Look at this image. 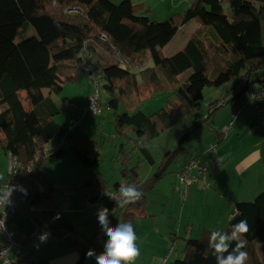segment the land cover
<instances>
[{"label": "trees", "instance_id": "trees-1", "mask_svg": "<svg viewBox=\"0 0 264 264\" xmlns=\"http://www.w3.org/2000/svg\"><path fill=\"white\" fill-rule=\"evenodd\" d=\"M152 11L145 3L133 0H0V142L6 153L16 156L21 164L16 174H8L7 181L16 178L27 189L26 200L10 218V226L19 214L27 211L28 220L37 228L36 234H22L25 238L17 249L22 248L24 241L48 230L57 237H69L80 248L78 264L86 261L89 248L82 245V233L65 209L54 201L52 193L57 184L47 177V165L71 149L82 166L94 168L81 185L60 188L67 197L106 186L95 169L99 159L94 154L100 143L83 132H74L75 127L70 130L69 123L55 120L60 112L55 95L67 81L77 80L87 66L94 70V76L87 72L91 80L101 79L111 96L107 105L114 110L117 132L131 140L133 149L139 148L150 164L155 160L148 140L183 119L188 121L189 137L201 126L195 115L205 88L229 87L227 93L232 100H240L239 106L248 101L262 105V101L252 99L251 95L264 85V0H189L183 12L174 13L164 21L152 19L149 16ZM192 20L198 21V29L184 47L165 56L163 49L180 27ZM27 22L33 25L39 40L16 42L20 28ZM102 34L108 37L107 41L101 39ZM104 53L113 57V61L105 58ZM122 59L129 63L122 64ZM149 62L152 66H148ZM188 70L192 73L181 82L179 75ZM160 75L170 83L178 82L175 98L160 111L146 113L141 107L144 99L168 88ZM256 82L262 83L258 91L253 87ZM146 92L150 95L144 96ZM131 95L138 99L133 111L120 113V100ZM175 101L180 106L178 110L172 108ZM224 105L225 98L210 102L209 117ZM217 133L224 135L223 130ZM58 136H65V143L53 152L50 147L56 146ZM50 141L53 144L48 146ZM119 148L123 156L118 155L117 159L121 161L124 183L135 185L143 197L124 207L110 200L116 209L109 215L112 226H115L114 216L121 214L122 222H131L135 230L136 216L128 210L146 205L147 194L154 190L162 174L157 172L153 182L143 184L139 163L129 165L133 151L125 143ZM193 159L201 162L200 157L190 155L179 173ZM120 183L115 184L116 191ZM183 188L181 185L182 191ZM99 197L94 195L91 202ZM53 204V208L47 207ZM32 205L37 208L31 210ZM234 208L236 213L229 219L228 231L232 224L247 220L249 231L243 237L247 241L246 264L258 245L264 264V192L253 200L235 201ZM35 211L51 222L45 224L39 217H33ZM209 234L185 239L184 258L176 259L173 264H215L210 253L206 255ZM92 242L103 249L96 241ZM12 260L16 264L25 259Z\"/></svg>", "mask_w": 264, "mask_h": 264}, {"label": "rangeland", "instance_id": "rangeland-1", "mask_svg": "<svg viewBox=\"0 0 264 264\" xmlns=\"http://www.w3.org/2000/svg\"><path fill=\"white\" fill-rule=\"evenodd\" d=\"M113 1L119 2L121 0ZM146 1L149 3L152 2L151 5H153V12L149 15L151 18L162 14L164 3L159 2V0ZM167 2H170V0H167ZM183 11L177 8L172 14ZM170 16L168 17L170 18ZM158 21L164 20L161 19ZM196 22L198 21L195 20L193 24H196ZM192 26L194 25L180 29L173 43L163 51L165 56H170L184 47V40L194 28ZM34 39L39 40L37 32L33 25L27 22L20 28L15 41H32ZM98 50L100 51V49ZM104 56L108 60L113 61V57L109 54L104 53ZM148 66H152V63L149 62ZM191 73L192 70H188L180 74V81L182 82ZM160 77V79L165 80L163 81L164 85L168 88L161 89L144 99L141 107L146 113L160 111L168 103L170 105V101H173L175 98L174 91L178 87V82L170 83L162 75ZM98 82L101 91L100 114H94L92 110L84 111V106L95 88L94 81L91 80L87 71H84L80 73L74 82L67 81L63 86V90L55 95L56 103L60 109V112L55 116V120L63 122L66 125L70 122H75L74 132H83L100 143V147L94 154V157L99 159V163L95 169L100 173L102 180L106 183L104 187L113 193L117 192L115 187L117 182L124 183V178L120 170L121 161L117 159L118 155L120 157L123 156L119 148L123 143L133 151L132 164L130 163L129 165L139 163L140 177L143 180V184L153 182L157 172L162 174V178H159L155 183L154 190L147 194L146 208L150 211L156 210L152 212L156 216L152 214L149 217L135 219L136 229L134 231L137 235L136 243L140 249V255L135 260V264H173L176 259L184 258V235L190 238H199L204 233L211 232L212 230L228 231L229 226L227 224L214 226L216 220H227L234 210L235 201L253 200L257 195L264 192V132L260 127L256 112V105H258L259 110V103L248 101L239 106V110L243 108V114L254 117L252 119L254 121V127L246 124L244 130L232 129L227 136H219L217 131L220 132L226 124L232 119L236 120L239 116L240 112L236 107H238L237 105L240 100L231 99L232 96L227 93L229 87L205 88L204 98L201 100V107L195 115L196 119L200 120L201 126L193 131L189 137L187 132L188 121L183 119L171 129L148 140L147 145L155 160L154 164H150L147 160H144V155L140 152L139 148L133 149L134 144L131 140L117 132L114 110L109 109L107 105L111 96L103 88L102 80L98 78ZM261 86V82L254 83V91H258ZM150 93L146 92L144 96L150 95ZM222 98L226 99V105L217 109L215 114L209 117V103ZM136 101L138 99L134 95L124 97L120 100L118 111L120 113L133 111V106H135ZM172 108L175 110L180 108L178 101L172 103ZM188 137L189 139H187ZM52 144L53 142L50 141L48 146ZM258 145L262 147V160L260 158V161L254 165L256 166L255 168L251 167L244 173L238 171L235 167L236 162ZM209 146H214V152H210L211 156L214 157V154L220 153L223 159L221 165H224V168H221L222 175L220 177L218 176V180L222 179L224 191L219 189L216 184L213 186L215 190H212V192H216L217 194L218 191L226 193L227 198L233 204L229 206L227 203L216 202L213 210L211 211L209 209L210 205L215 201L206 199V194L210 190L203 188H205V184L207 187V181L212 182L211 173L215 172V165L211 163L208 180L204 181L200 177L197 182H194L190 186V200H187L185 206H183L180 198V187L181 185L184 186V183H182L179 177L181 166L187 161V157L190 155H201ZM227 151L228 154H223V152ZM202 161L207 164L206 158ZM8 165V154L0 142V186L7 181ZM47 166V177L52 183L57 184V189L52 193L54 201L61 208L65 209L66 214L71 218L73 224L81 231L82 245H86L89 249H95L98 254L103 249L93 244L92 241L94 243L95 241H99V244L103 247L106 237L98 224L97 210L102 206H108L109 212L111 213L114 209L112 203H110V199L101 194L104 187L102 189L92 187L87 190L88 195H100L99 202L93 206L87 200L88 198H86L87 192H77L67 197L60 190V188L64 189L67 185H74L75 183L78 186L81 185L83 180L88 179L94 168L82 166L75 152L71 149H68L58 161L50 163ZM199 185L203 187H200V193L197 191ZM197 192L199 193L198 196ZM54 206L55 204L47 207L53 208ZM183 209L184 219L182 220L181 231L179 232V219H181ZM33 217H39L45 224L51 222L44 218L38 211L33 212ZM114 217L115 225L118 222H122V216L120 214ZM189 218H192L190 224L188 223ZM195 221H202L203 225L207 226V231L204 232L203 229L198 230L195 227ZM11 227L21 234L29 233L33 235L37 232L36 226L28 220L27 211L19 215L16 222L11 224ZM169 228H172V233L169 232ZM37 237L34 235L25 242V246L12 250L10 253L12 259H25L16 264H45L51 255H58L73 249H80L77 244L72 243L73 241L69 237H57L53 234L50 235L46 243L40 244L37 248ZM173 240L177 242L175 250L173 249L174 251L171 250ZM161 247L166 248L163 254H160ZM256 251L250 258L249 264H262L260 245L257 246ZM17 254L18 256H16ZM32 260H34V263L31 262ZM87 261V264H95L94 259H87Z\"/></svg>", "mask_w": 264, "mask_h": 264}, {"label": "clouds", "instance_id": "clouds-1", "mask_svg": "<svg viewBox=\"0 0 264 264\" xmlns=\"http://www.w3.org/2000/svg\"><path fill=\"white\" fill-rule=\"evenodd\" d=\"M91 110L96 114L93 104ZM8 172L13 173L11 166ZM17 191L27 195V189L22 185L8 183L0 186V207L5 209L8 206H14L13 194ZM101 194L120 207L134 204L143 197V192L135 185L123 182L119 184L116 193L104 187ZM55 218H60V214L57 213ZM97 220L106 237L103 250L97 254L95 249H89L85 254L86 259H94L95 264H135V260L140 255V249L136 243L137 235L132 223L124 221L112 226L109 220V208L103 206L97 210ZM3 229L4 220H0V230ZM248 231L249 225L244 219L232 224L230 231L212 230L207 240L206 255L210 253L215 264H246L248 253L244 249L247 241L243 237ZM50 235L48 230L40 232L36 247L46 243Z\"/></svg>", "mask_w": 264, "mask_h": 264}, {"label": "crops", "instance_id": "crops-1", "mask_svg": "<svg viewBox=\"0 0 264 264\" xmlns=\"http://www.w3.org/2000/svg\"><path fill=\"white\" fill-rule=\"evenodd\" d=\"M133 1H135V2H142V3H145V5L146 6H149V7H151V8H153V5H151V3L152 2H148V1H146V0H142V1H139V0H133ZM151 1H153V0H151ZM159 2H162V3H164V6H163V12H162V14H158L157 16H154V17H152L153 19H155V20H166V19H168L169 17L168 16H170V14H172V12H175L176 10H177V8L180 10V11H183V10H185L187 7H188V4H189V0H170V2H167V0H159ZM183 8H185V9H183ZM153 10V9H152ZM153 12V11H152ZM151 12V13H152ZM163 18H165V19H163ZM193 23H195V20H192V21H190V22H188L186 25H184L183 27H190L191 25H194V26H192V27H194L193 28V30L191 31V33H189V36L184 40V45L186 44V42H187V40L189 39V37H190V35L192 34V32L193 31H195V30H197L198 29V27H199V24L196 22V24H193ZM183 27H180V29L181 28H183ZM180 29H179V31H180ZM178 31V32H179ZM178 35V33L176 34V36ZM176 36L172 39V41L163 49V51L169 46V45H171L172 43H173V41L175 40V38H176ZM234 96V95H233ZM90 97V96H89ZM243 105V104H242ZM255 105H256V103H255ZM238 107H236V108H238V111L240 112L239 113V116L236 118V120H234V119H232L230 122H232L233 123V125H232V128H231V130L233 129H238V130H244V128H245V126H246V124H249V125H251L252 127H254V121L252 120L254 117L253 116H247V114H243V112H242V110H243V108L241 109V110H239V105H237ZM260 108V107H259ZM242 112V113H241ZM256 112H257V115H258V112H259V110H258V105H256ZM242 115V116H241ZM241 116V117H240ZM229 122V123H230ZM258 122H259V124H260V121H259V118H258ZM227 125V124H226ZM250 126V127H251ZM260 127H261V125H260ZM262 128V127H261ZM263 129V128H262ZM230 130V131H231ZM263 132H264V129H263ZM229 134V132L228 133H226V134H224L225 136H227ZM234 136V135H233ZM232 136V137H233ZM209 148V147H208ZM208 148L207 149H205L206 151H204L201 155H197L198 157H201L202 155V158H201V162L203 163V164H206V163H204L202 160L204 159V158H206L207 159V163H210V159L211 158H214V160H215V162H213V164L215 165V172L214 173H211V175H212V186L210 187V186H204L205 188H203L201 185H199V187L197 188L198 190L197 191H199V193H200V190H201V188L200 187H202L203 189H207V190H210L209 191V193H207L206 194V199H212V200H214L215 202L214 203H212V205H210V208L209 209H211V211L213 210V208H214V205H215V203L216 202H220V203H224V204H226L227 203V205H231V204H233V202L231 201V200H229L228 198H227V196H226V193H222V192H220V191H218V194L216 193V192H212V190H215V189H213V186L214 185H218V188L219 189H221V190H223L224 191V188H223V185H222V179H219L218 180V176L220 177L221 175H222V169L221 168H224V165L222 166L221 164H222V161H223V159H222V156H221V154L220 153H218V154H214V157L213 156H211V153L210 152H208ZM261 148L262 147H260L259 145L258 146H256L253 150H251V151H249L246 155H244L238 162H236V164H235V167L238 169V171H240L241 173L243 172H246L247 170H249L251 167H256V166H254V165H256L259 161H260V158H261V160H262V150H261ZM215 149H216V147H215ZM228 154V151L227 152H223V154ZM222 154V155H223ZM232 154H234V153H232ZM192 156V155H191ZM193 156H196V155H193ZM223 156H225V155H223ZM220 157H221V159H220ZM216 158V159H215ZM211 164V163H210ZM210 164H209V166H208V173L210 172ZM182 167V166H181ZM218 168H220V169H218ZM181 170V169H180ZM211 178V177H210ZM83 182H84V180H83ZM82 182V183H83ZM215 182V183H214ZM75 184H77V183H75ZM192 190V189H191ZM199 193L197 192V196L199 195ZM90 194V193H89ZM190 194H191V191L189 192V194H188V196H187V198L185 199L184 197H183V192H182V189H181V187H180V198H181V200H182V205L183 206H185V204H186V202H187V200H190ZM94 195H96V194H93V195H88V192H87V196H86V198H88L87 200L89 201V203L93 206V205H95V204H97L98 202H99V198H95L94 199V201H92L91 202V199H92V197L94 196ZM191 197H193L192 195H191ZM235 198V197H234ZM192 199V198H191ZM113 205V204H112ZM209 206V205H208ZM107 208H108V206H106ZM114 207V206H113ZM116 208L114 207V209L113 210H115ZM128 211H131V212H133L134 213V215L136 216V218H145V217H149L150 215H152V214H154L153 216H156L155 215V213H152V212H155L156 210H152V211H150V210H148L147 208H146V205L145 206H143V207H141V208H139V209H136V208H130ZM234 211H235V208H234V210H233V212H232V214L228 217V219L227 220H225V219H218V220H216V222L214 223V226H222V225H228L229 224V219L231 218V216L232 215H234ZM19 215H21V214H19ZM18 215V216H19ZM121 215V214H120ZM17 216V217H18ZM197 216V215H196ZM181 219H179L180 221H179V225H178V231L180 232L181 231V223H182V220L184 219V209L182 210V215H181V217H180ZM222 218H224V217H222ZM17 219V218H16ZM109 220H110V223H111V217H110V215H109ZM191 220H192V218H189L188 219V223L190 224V222H191ZM16 222V220L14 221V223ZM214 222V221H213ZM195 223V227H197V229L198 230H201V229H203L204 230V232H206L207 231V226H205V225H203V222L201 221V222H194ZM13 224V223H12ZM112 225V224H111ZM192 228H193V225H192ZM15 230V229H14ZM16 231V230H15ZM16 232H18V231H16ZM169 232H171L172 233V228H169ZM18 233H20V232H18ZM22 235V234H21ZM185 237H183L184 238V241H185V239H188V238H190V237H186V235H184ZM27 241V240H26ZM26 241H24V244H23V246H25V242ZM73 244H75L74 242H72ZM97 243H99V241L97 242ZM184 243L185 242H183V245H184ZM176 245H177V242H175L174 240H173V246H174V250H175V248H176ZM22 246V247H23ZM160 246V245H159ZM172 246V245H171ZM166 248H163V247H161V251H160V254H163L164 253V250H165ZM173 250V251H174ZM16 256H18V254L16 255ZM79 259H80V252H79V250L78 249H73V250H70V251H66V252H63V253H60V254H58V255H51V256H49V258H48V260L46 261V263L45 264H78V261H79ZM165 261V260H164ZM29 262V261H28ZM166 262V261H165ZM88 263V261H87V259H86V261H85V263L84 264H87Z\"/></svg>", "mask_w": 264, "mask_h": 264}, {"label": "built area", "instance_id": "built-area-1", "mask_svg": "<svg viewBox=\"0 0 264 264\" xmlns=\"http://www.w3.org/2000/svg\"><path fill=\"white\" fill-rule=\"evenodd\" d=\"M101 39L103 41H107L108 37L105 34L101 35ZM116 61V60H115ZM122 64L127 65L129 62L126 59L120 60ZM86 71L91 75L94 76V70L91 66L86 67ZM94 81V92L90 95L88 103L85 105V110H91L92 104L95 106L96 114H99L101 112V91L99 88L98 82ZM251 98L254 100L262 101V105L259 108V114L258 118L260 121L261 127L264 129V85L259 90V92H254L251 95ZM232 122H230L228 125H226L222 130L224 131V134L230 132ZM75 127V122L69 123V129L72 130ZM65 136H58L57 137V144L56 146L53 145L50 147V150L57 151L61 146L65 143ZM208 152H214V146H209ZM9 165L8 168L11 166L13 169L12 174L14 175L18 172V170L21 168V164L18 161L17 157L9 154ZM216 159V158H215ZM215 162L214 158L210 159V163ZM210 163L203 164L198 159H193L189 164H187L182 171V173H179L180 180L182 183H184L183 188V197L186 199L189 192H190V186L199 180V178H203L204 181L208 180V166ZM197 170V171H196ZM196 171V172H195ZM16 184L21 185L20 181L16 178L11 181H6L4 184ZM207 186H212L211 182H206ZM3 184V185H4ZM206 186V184H205ZM26 200V195H23L21 192L17 191L13 194V201L14 206H8L5 209L3 207H0V220H4V229L0 230V264H5V261H7V264H12L14 260L10 258V253L13 249H17L21 246L22 240L25 238L24 235H17L15 231L10 226V218L12 215L16 212L17 207L20 205L22 201ZM37 207L32 205L30 207L31 210L36 209ZM174 249V246L171 247V250ZM166 261V260H165ZM164 261V262H165Z\"/></svg>", "mask_w": 264, "mask_h": 264}, {"label": "water", "instance_id": "water-1", "mask_svg": "<svg viewBox=\"0 0 264 264\" xmlns=\"http://www.w3.org/2000/svg\"><path fill=\"white\" fill-rule=\"evenodd\" d=\"M236 213V211H234V214Z\"/></svg>", "mask_w": 264, "mask_h": 264}]
</instances>
